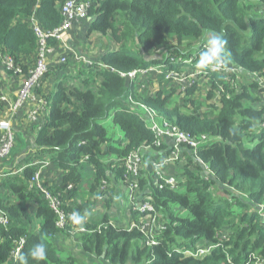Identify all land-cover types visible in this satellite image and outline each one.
Here are the masks:
<instances>
[{"label": "trees", "instance_id": "trees-1", "mask_svg": "<svg viewBox=\"0 0 264 264\" xmlns=\"http://www.w3.org/2000/svg\"><path fill=\"white\" fill-rule=\"evenodd\" d=\"M83 1L92 3L88 34L110 35L119 46L103 53L98 63L85 65L79 84H70L68 75L58 78L44 96L48 113L36 128L32 151L16 168L1 173L0 214L8 222H0V264L14 263L11 252L22 238L20 255L41 242L47 250L44 261L29 260V264H78L71 250V255L61 254L63 235L77 243L73 249L81 248L86 257H102L110 264H242L255 252L264 257V223L253 208L264 204V129L258 131L264 101L258 82H252L254 72L264 74V0ZM61 3L0 0V51L13 56L26 73L38 55L34 23L45 31L54 30L63 20ZM213 31L227 41L226 59L250 77L243 76L245 81L240 79L235 86L210 71L209 80L196 78L184 92L180 83L165 76L191 65L197 69L206 35ZM48 42L60 45L52 36ZM72 57L69 54L67 63L55 66L57 73ZM190 58L192 63L185 62ZM154 65H165V71L157 73L156 82L145 80L155 84L152 88L142 89L139 75H125ZM220 85L225 88L222 95L217 91ZM141 104L181 130L209 136L196 149L181 146V156L165 167L166 175L179 181L178 188L166 184L156 172L155 163L171 156L173 148L165 138L164 145L155 144L156 133ZM110 114L122 135L115 139L101 122ZM134 151L143 156L135 201L150 202L154 209L128 207L132 211L125 222L128 226H119L108 211L91 214L94 206L84 194L93 193L92 202L111 207L118 191L120 201L129 203L123 159ZM108 155L114 158L104 160ZM45 159L62 171L53 183L46 181L61 200L60 209L78 211L85 219L77 226L90 230L100 226V231L72 234L73 224L68 228L57 225L58 214L49 200L30 184L39 168L36 162ZM21 166L22 171L15 172ZM104 179L108 185L102 190ZM83 185L87 191L81 195ZM212 187L223 195L215 196ZM102 193L106 195L101 200ZM133 223L137 227L131 228ZM146 224L153 229L149 234L157 244H146L147 235L139 228ZM210 246L201 256L185 253Z\"/></svg>", "mask_w": 264, "mask_h": 264}, {"label": "built area", "instance_id": "built-area-1", "mask_svg": "<svg viewBox=\"0 0 264 264\" xmlns=\"http://www.w3.org/2000/svg\"><path fill=\"white\" fill-rule=\"evenodd\" d=\"M92 3L90 1H83V0H63L61 3V13L63 16L62 23L56 27L52 31H45L40 26L35 25V31L37 33L39 39L38 45V55L34 66H32L28 72L26 73L22 64L18 63L13 56L8 53L0 51V65L5 72H8L10 76L15 77L17 81L20 83L19 92L16 94V99L13 101L11 99V90L8 92L6 84L2 83L0 80V104H6L9 107H12V110L16 112V109H20L25 103L33 102L30 109L27 111V116L31 121H36L40 118L42 111L46 108V101L37 96V88L40 87L45 80L46 74L50 70V59L49 54L50 51L53 50L52 46H49L48 38L50 36L55 37L60 41L64 38L65 34L73 29L76 25L82 24V22L89 21L90 14L89 10ZM52 48V49H51ZM81 54L76 53L75 58H81ZM68 58L66 54H63L59 57L57 63H67ZM85 62L89 64H95L98 62H93L92 60L85 58ZM185 62L192 63L193 58L186 59ZM193 65L187 67L188 70L183 72H176L171 71L169 74L165 76L168 81H172L174 83H180L182 85V90L185 92L190 86H193L195 83V79H201L203 82L204 80H209L208 75L211 72H218L219 75H223L226 80L230 81L235 86H238V82L244 75L249 76L246 74V71L241 69V67L237 64L230 63L227 59H225L224 63L215 68L209 69H194L192 68ZM165 65H154L149 68L144 69H135L133 71L125 73L126 76H130V78H135L137 75L140 76L139 79V86L142 89H146V87L151 86L152 83H147L145 80L147 78H152L155 82L157 80V73L164 72ZM173 70V69H172ZM147 77V78H145ZM257 81L259 84V89H262L263 94V101H264V74L260 72L253 73V80L252 82ZM200 84L197 85L200 87ZM182 91V92H183ZM218 94L222 95L225 91L223 85H220L217 89ZM198 94V90L196 91ZM133 100L132 97H130ZM263 104L261 103V106ZM142 108L147 112L150 120H151V127L156 133L157 139L155 144L161 146L163 144V138H172L175 142V146L172 149L171 156H168L166 159L155 163L156 172L162 178L166 184L178 188L180 186L179 181L174 175H166L165 167L168 165L169 162L178 159L181 156L180 147L181 146H190L194 149L200 147L202 144L206 143L210 140L208 135L201 134L199 136L194 135L190 131L181 130L175 125H172L165 117L159 115L153 108H150L146 105H142ZM264 129V119L259 124L258 131ZM0 160L8 156L14 145H15V129L11 119L8 117L0 119ZM89 156L86 155L85 158ZM197 159L204 163L201 157L196 153ZM124 164L126 167V180L128 181V195L127 198L129 199V203L127 201V206L134 210L140 209L142 211L145 210H153L154 206L150 202H143L139 203L135 201V192L139 186V178L142 176V168H143V156L139 151H134L128 154L124 159ZM36 164H39V168L37 171L32 175L30 179V184L32 187H35L37 190L42 192L44 196L49 200L50 206L55 210L58 214L57 225L61 228H68L70 224H73L72 229L69 231L73 234L75 232H95L100 231V226L97 230H90L86 226H77L74 224L70 219V216L73 212H78L74 210L73 212L65 213L63 210L60 209V199L58 196L54 195L46 182L45 177V170L51 166V161L49 159H45L42 161H37ZM1 176V173H0ZM108 185V181L106 179L103 180L102 190L106 189ZM72 185L70 184L69 187ZM105 193H102L99 196V199H103L105 197ZM257 210L262 222L264 223V204H258L253 207ZM252 209V210H254ZM0 222L3 224H7L8 218L0 214ZM115 224V223H114ZM116 225V224H115ZM137 227L135 223L131 225V228ZM146 236V244L153 245L157 244L156 241L150 234L153 229H150L149 224H146L142 227H139ZM150 233V234H149ZM25 242V238H22L20 241L16 240V245L13 248L11 254L14 263L12 264H19V256L22 249V245ZM210 247H203L199 248L197 251H187L185 253L194 255V256H201L208 252L211 249ZM229 261L232 260L229 258ZM236 264V263H234ZM242 264H264V257L258 253H252L249 259Z\"/></svg>", "mask_w": 264, "mask_h": 264}, {"label": "crops", "instance_id": "crops-1", "mask_svg": "<svg viewBox=\"0 0 264 264\" xmlns=\"http://www.w3.org/2000/svg\"><path fill=\"white\" fill-rule=\"evenodd\" d=\"M62 2H63V0H62ZM84 23L82 22V24L76 25L73 29H71L69 32H67L65 34L64 38L61 40L60 45L52 46L53 50L50 51V54H49V59L51 61L50 66H57L58 65L57 61L59 59V56L66 54V53H70V54L73 53L72 55H74V56L76 53L81 54V56H82L81 58H77L76 60L73 58L74 62L80 61V60H83L85 62V58H88V59L92 60L93 62H98L100 60V57L102 56V54L105 53L107 50H109V49L105 50L102 48V50L100 51V47H96L95 50H93V52H90V53L81 52V49L78 47V45L81 44V42H79L78 36L80 37V29ZM86 23L88 24V29H89V24L91 23V17L89 18V21ZM88 29H87V31H88ZM82 31H84V29H82ZM89 35L95 36V37H100L99 32H93ZM99 45H100V43H99ZM106 45H108V41H107ZM73 59L71 61H73ZM69 64H71V63H69ZM74 64H76V63H74ZM85 65L88 67V66H92L94 64H89V63L85 62ZM55 71H57L56 68H55ZM63 71L64 70H61L60 72H63ZM61 75H63V74H61ZM0 80L6 84L8 92L11 90V93H12L11 99L13 101H15L16 94L19 92L20 83L17 81V79H15V77H12V76H10V74L8 72H5V69H3L1 65H0ZM49 81H51L52 83ZM54 86H55V83L53 84V80L50 78H46L45 82L43 81L42 85L37 88L36 93H37L38 98H41L45 101L44 96H46L49 92H51L52 89H54ZM199 88L201 89V87H199ZM32 103L33 102L25 103L19 110L16 109V112H14L12 110V107H9L6 104H0V111H1V108H3V107L5 108V110H4V114L6 115L5 117H8L9 119L12 120L15 130L17 131L18 129H20V127H22L23 140H24V144L21 145V149H19V150L23 151L22 152L23 155L22 156L19 155L20 157L19 156L15 157V161L18 157H19V161H17V162L11 161L9 163L0 162V173H2L4 175L7 174L8 171L11 170L12 168L13 169L16 168V166L19 163H21L22 159L28 154V152L32 151L33 143H31V142H32L33 137L35 135L36 128L39 126L40 120H44L45 115L48 113L47 112L48 109L46 107L42 111V114L38 120L31 121V119H29L27 116V111H28V109L31 108ZM2 116H3V114H0V117H2ZM165 140L168 142L169 147L171 146V148H174L175 142H174V140H172V138L167 137V138H165ZM168 144H166V145L168 146ZM111 159L112 158H109V159H107V161H109ZM173 166H174V164L169 166L168 173H169V170L171 171ZM22 167L23 166H21L20 168L15 170V172H17V173L21 172L23 169ZM49 171L51 174L49 173ZM61 173H62V171L60 169H58V168L56 169L55 166L53 164H51V166L45 170L46 181L49 183H51V182L53 183L54 180L56 181L59 178ZM115 192L116 193L113 197L115 200L112 202L111 207H105V204L102 201L92 202L91 196L94 195L93 193L92 194L86 193V194H84V196L86 198L85 200H89V203L93 204V206H94L93 212L90 211L91 214L100 215V213L102 211H108L110 213V218L112 219V221L115 224L117 223L118 225H125L126 224L125 222H127L126 218H125L126 215L124 214V216H123L117 210V208H118V206H120V208H121V206H123L128 211V208L126 206V201L125 200H124V202H122V200L120 201L122 194L119 193V195H118V191H115ZM84 212H86L85 209H84ZM123 217H124V220H123ZM91 219H92V217H91ZM129 219H130V216H129ZM122 220L124 222H122ZM72 240L73 239H70L66 235H63L61 237V239L59 240V242H61V247L66 254L68 253L71 255V251L66 249V248L64 249L62 246L63 243L67 244L68 248H70V245L72 244L71 245L72 248H70V249L78 247V246H76L77 243H74ZM78 251H79L78 249L74 250L72 256L77 257ZM95 257H96L95 255H91L86 263L87 264H95V261H97V260H93ZM96 264H100V263H96Z\"/></svg>", "mask_w": 264, "mask_h": 264}, {"label": "rangeland", "instance_id": "rangeland-1", "mask_svg": "<svg viewBox=\"0 0 264 264\" xmlns=\"http://www.w3.org/2000/svg\"><path fill=\"white\" fill-rule=\"evenodd\" d=\"M82 29H84V31H82ZM87 29H88V24L85 22L83 24V26L81 27V29H80V37L78 36L79 42H81V44H79L78 47L81 49V52L90 53V52H93V50H95L96 47H100V51H101L102 48L105 49V50H107V49L114 48V46H116V47L119 46V44L115 40H113V38L110 35H103V34L100 33V37L90 36L88 34ZM107 41H108V45H106L107 44ZM99 43H100V45H99ZM69 54L70 53H66L67 58H68V55ZM262 54L264 55V50H263ZM73 58L76 60V58H75L74 55H73L72 59ZM74 59H73V61H70L71 64H68L66 66V68L62 69V70H66V71H63V72L57 73V71H55V68L56 67L55 66H50L51 72H49L50 75L48 77H46V78L52 79L53 80V84H54L58 80V78H62V77L65 78L68 75L69 77H68L67 80H68V82L70 84H72V85L73 84H79L80 79L84 77V75L82 74V69H85L86 67H85V62L83 60L74 62ZM74 63H76V64H74ZM57 66H60V64H58ZM61 74H63V75H61ZM244 77L246 79L248 78L247 75H244ZM145 78H147V77H145ZM242 80H244L243 77H242ZM44 82H45V80H44ZM49 82H51V81H49ZM2 83H4V82H2ZM151 85L154 86L155 84H151ZM175 98L176 99H179V96H176ZM4 110H5L4 107L1 108L0 114H3V116L0 117L1 119L2 118H5V116H6L4 114ZM140 115H143V113L140 112ZM101 122L107 127V129L109 131V134L112 136L113 139L118 138L119 136H122L121 135V131L118 129V127L113 122V116H112V114H110L108 117L102 119ZM23 144H24L23 132H22V127H20V129H18L17 131L15 130V145H14L11 153L8 156H6L5 158H3L2 160H0V162H5V163L7 162V163H9L11 161H15V157L16 156H19V155L22 156L23 155L22 154L23 151L22 150H19V149H21V145H23ZM255 144H256L255 142L252 143V145H255ZM28 153H30V152H28ZM19 157L16 159L15 162L19 161ZM109 158H114V156L108 155V156L105 157L104 160H107ZM49 173H50V171H49ZM86 191H87V185H83L82 186V192H80V194L83 195L84 193H86ZM214 195L215 196H218V195L220 196V195H223V194H222V191L221 190H215L214 191ZM225 195L228 196L229 199L231 198L229 194L226 193ZM126 206H127V203H126ZM127 208H128V206H127ZM117 210L123 216L125 214L128 217L127 218L125 216L126 221H128L129 216L132 214V211H129V210L127 211L126 208H124L123 206H121V208H120V206H118ZM123 220H124V217H123ZM123 220H122V222H124ZM116 225H118V224L116 223ZM119 226H128V224L127 225H119ZM62 246H63L64 249L66 248L68 250H71L72 253L75 250V249H70V248H72L71 245H70V248H68L67 244H65V243H63ZM61 254L63 256L66 255V253L64 251H61ZM77 258H78V261H80V262H78V264H87L86 262L88 261V259L90 258V256H88V257L84 256L81 253V248H80L79 251H78L77 257H76V261H77ZM86 259H87L86 262L82 261V260H86ZM93 260H97V261H95V264L96 263H100V264H110L108 261L107 262L104 261L102 259V257H97L96 256Z\"/></svg>", "mask_w": 264, "mask_h": 264}, {"label": "clouds", "instance_id": "clouds-1", "mask_svg": "<svg viewBox=\"0 0 264 264\" xmlns=\"http://www.w3.org/2000/svg\"><path fill=\"white\" fill-rule=\"evenodd\" d=\"M227 41L217 32H211L206 35L205 43L202 51L199 53V58L196 67L200 69L215 68L222 65L229 53L226 51ZM88 213H85L87 215ZM70 219L74 224H82L85 216L79 212H73ZM47 256V250L44 243L34 244L26 253H22L18 260L19 264H29V260L37 262L44 261Z\"/></svg>", "mask_w": 264, "mask_h": 264}]
</instances>
